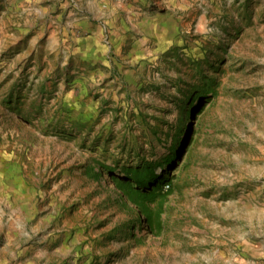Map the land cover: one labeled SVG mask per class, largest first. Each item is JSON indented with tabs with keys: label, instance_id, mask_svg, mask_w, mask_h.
<instances>
[{
	"label": "rangeland",
	"instance_id": "1",
	"mask_svg": "<svg viewBox=\"0 0 264 264\" xmlns=\"http://www.w3.org/2000/svg\"><path fill=\"white\" fill-rule=\"evenodd\" d=\"M0 264H264V0H0Z\"/></svg>",
	"mask_w": 264,
	"mask_h": 264
},
{
	"label": "trees",
	"instance_id": "2",
	"mask_svg": "<svg viewBox=\"0 0 264 264\" xmlns=\"http://www.w3.org/2000/svg\"><path fill=\"white\" fill-rule=\"evenodd\" d=\"M193 104V101L190 102ZM194 107H187L188 118L186 121L190 120V115L193 113ZM185 119V117H184ZM171 160L168 156L164 159V164H171ZM170 162V163H169ZM163 164V165H164ZM157 165L148 164L142 165L138 164L136 166H128L121 169V174L116 175L113 171V181L115 186L121 191L123 197L127 198L131 204L134 206L136 212L143 216L146 221L149 222L151 227L156 226L157 230L162 229V223L159 222L160 214L156 215V210L152 207V203L157 200L158 195L163 192V176L157 174Z\"/></svg>",
	"mask_w": 264,
	"mask_h": 264
},
{
	"label": "crops",
	"instance_id": "3",
	"mask_svg": "<svg viewBox=\"0 0 264 264\" xmlns=\"http://www.w3.org/2000/svg\"><path fill=\"white\" fill-rule=\"evenodd\" d=\"M72 25L75 27L76 30H81L82 32H86L87 35H81L77 37L76 43L79 42L80 46L77 47L79 52L83 54V56L86 57H100L101 52L99 50V47H96L98 36L95 35L97 30L94 28V24L90 21H88L85 18H82L80 16L75 17V19L72 21ZM125 27V24L123 25ZM123 34L118 33L115 36V40H119L120 37H122ZM93 45V46H92Z\"/></svg>",
	"mask_w": 264,
	"mask_h": 264
}]
</instances>
